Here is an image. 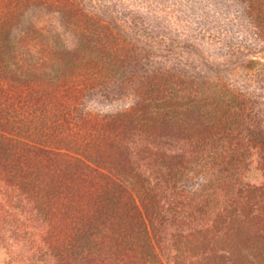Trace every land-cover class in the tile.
<instances>
[{"label": "rangeland", "instance_id": "obj_1", "mask_svg": "<svg viewBox=\"0 0 264 264\" xmlns=\"http://www.w3.org/2000/svg\"><path fill=\"white\" fill-rule=\"evenodd\" d=\"M0 264H264V0H0Z\"/></svg>", "mask_w": 264, "mask_h": 264}, {"label": "trees", "instance_id": "obj_2", "mask_svg": "<svg viewBox=\"0 0 264 264\" xmlns=\"http://www.w3.org/2000/svg\"><path fill=\"white\" fill-rule=\"evenodd\" d=\"M256 0H252V3L254 4ZM151 124H147V131L150 132V129H151ZM151 133V132H150Z\"/></svg>", "mask_w": 264, "mask_h": 264}]
</instances>
